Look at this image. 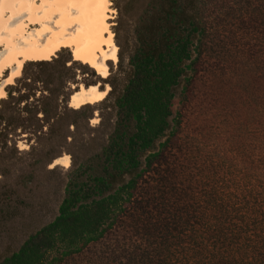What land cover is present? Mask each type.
<instances>
[{
	"label": "trees",
	"instance_id": "trees-1",
	"mask_svg": "<svg viewBox=\"0 0 264 264\" xmlns=\"http://www.w3.org/2000/svg\"><path fill=\"white\" fill-rule=\"evenodd\" d=\"M117 3L120 16L129 24L132 49L123 86L116 92L110 83L108 95L112 96L115 116L112 129L98 150L87 149L82 155L71 152L72 165L56 216L29 233L16 250L0 257V264H62L104 239L121 219L134 218L131 208L139 180L180 126V112L174 109L176 90L179 86L186 90L192 83L218 27L227 26L228 35L234 27L264 29V0ZM31 64L39 69L26 72L24 65L22 76L7 86L6 97L0 99V148L7 146L12 132L30 143L42 134L50 140H65L70 125L75 132L79 121L91 129L89 105L77 109L68 106L73 93L69 82L75 87L78 79L84 86L95 84V71L63 57ZM76 65L81 78L73 76ZM256 80L263 98L264 63ZM261 111L264 116V108ZM262 119L257 190L247 188L241 196L218 203L213 197L208 213H197L195 218L183 205L171 209L145 223L129 247L126 240L117 243L110 256L95 264H264ZM11 144L13 151L4 158L10 162L22 155L17 141ZM47 155L48 151L44 152L40 160L30 164L32 170L20 176L30 182L34 166ZM52 158L56 157L46 164ZM8 174L10 169L0 170V232L15 217L19 204L17 190L1 180Z\"/></svg>",
	"mask_w": 264,
	"mask_h": 264
},
{
	"label": "rangeland",
	"instance_id": "rangeland-1",
	"mask_svg": "<svg viewBox=\"0 0 264 264\" xmlns=\"http://www.w3.org/2000/svg\"><path fill=\"white\" fill-rule=\"evenodd\" d=\"M117 6V0H110L108 23L118 48V59L108 62L106 77L95 72L97 79L91 85L100 88L107 85L109 88L102 101L87 104L91 111L88 120L91 129L79 121L75 132L70 125L65 140H50L42 134L31 139L30 143L12 132L7 146L0 148L3 157L0 170L10 169V174L1 180L15 188L19 196L15 217L0 232V257L16 250L29 233L56 216L64 195L67 172L72 165L71 152L82 155L87 149L98 150L112 129L115 116L112 96L108 95L110 83L116 92L123 86L132 49L129 24L120 16ZM232 31L233 34L228 35L227 26L218 27L210 42L211 47L203 52L192 83L186 90H182V86L177 88L174 109L180 112V126L139 180L131 208L134 209V218L126 216L121 219L104 239L90 244L82 254L68 258L62 264H95L94 261L110 256L117 243L126 240L129 247L137 240L145 223H152L181 205L195 218L197 213H208L209 199L213 197L218 203L228 197L241 196L244 189L257 190L259 180L255 174L259 166V122L264 117L261 111L264 97L256 85V76L264 63V29L258 27L256 31H248L234 27ZM2 48L0 46V51ZM56 57L82 63L73 61L69 49L65 48L52 58ZM31 62L23 64L26 72L39 69ZM7 73L5 71L3 75ZM22 74L23 67L17 78ZM73 76H82L78 65ZM3 78L0 77V82ZM17 78L9 84H14ZM78 80L76 87L69 82L72 91L84 86ZM9 84L4 87L5 92ZM14 140L22 155L19 160L10 162L4 158L13 151L11 141ZM46 151L47 157H42V163L34 166L33 179L27 182L21 173L32 170L30 164L40 160ZM63 155L69 157V166L54 164L55 158L46 164L52 156ZM196 222L203 224L200 220Z\"/></svg>",
	"mask_w": 264,
	"mask_h": 264
},
{
	"label": "bare ground",
	"instance_id": "bare-ground-1",
	"mask_svg": "<svg viewBox=\"0 0 264 264\" xmlns=\"http://www.w3.org/2000/svg\"><path fill=\"white\" fill-rule=\"evenodd\" d=\"M110 0H0V99L4 87L21 74L27 61L50 60L69 49L73 61L87 64L101 77L108 62L118 59L114 34L109 28ZM8 71L6 76L3 72ZM108 86H80L69 97V106L102 101ZM70 165L67 155L53 160ZM51 166V164H50Z\"/></svg>",
	"mask_w": 264,
	"mask_h": 264
},
{
	"label": "water",
	"instance_id": "water-1",
	"mask_svg": "<svg viewBox=\"0 0 264 264\" xmlns=\"http://www.w3.org/2000/svg\"><path fill=\"white\" fill-rule=\"evenodd\" d=\"M74 92H75V91H73V93H74ZM73 93H72V94H73ZM72 94H71V95H72Z\"/></svg>",
	"mask_w": 264,
	"mask_h": 264
}]
</instances>
